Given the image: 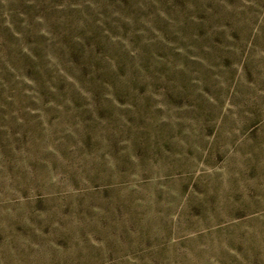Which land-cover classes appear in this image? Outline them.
Listing matches in <instances>:
<instances>
[{
	"label": "rangeland",
	"instance_id": "1",
	"mask_svg": "<svg viewBox=\"0 0 264 264\" xmlns=\"http://www.w3.org/2000/svg\"><path fill=\"white\" fill-rule=\"evenodd\" d=\"M0 264H264V0H0Z\"/></svg>",
	"mask_w": 264,
	"mask_h": 264
}]
</instances>
